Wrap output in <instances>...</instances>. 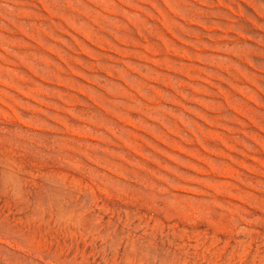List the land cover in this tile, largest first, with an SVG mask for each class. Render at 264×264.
Segmentation results:
<instances>
[{
    "label": "rangeland",
    "instance_id": "obj_1",
    "mask_svg": "<svg viewBox=\"0 0 264 264\" xmlns=\"http://www.w3.org/2000/svg\"><path fill=\"white\" fill-rule=\"evenodd\" d=\"M0 264H264V0H0Z\"/></svg>",
    "mask_w": 264,
    "mask_h": 264
}]
</instances>
